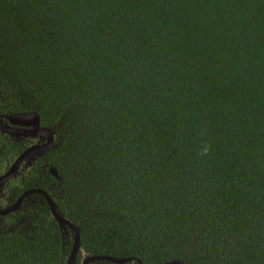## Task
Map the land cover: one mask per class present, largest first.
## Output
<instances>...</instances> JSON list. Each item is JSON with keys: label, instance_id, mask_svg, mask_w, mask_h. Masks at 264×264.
<instances>
[{"label": "trees", "instance_id": "1", "mask_svg": "<svg viewBox=\"0 0 264 264\" xmlns=\"http://www.w3.org/2000/svg\"><path fill=\"white\" fill-rule=\"evenodd\" d=\"M29 111L54 143L0 208L45 191L75 264H264V0H0V115ZM33 141L0 133V175ZM73 242L40 193L0 217V264Z\"/></svg>", "mask_w": 264, "mask_h": 264}, {"label": "water", "instance_id": "2", "mask_svg": "<svg viewBox=\"0 0 264 264\" xmlns=\"http://www.w3.org/2000/svg\"><path fill=\"white\" fill-rule=\"evenodd\" d=\"M0 133L7 135L12 139L30 138L37 139L39 143L31 144L25 148L11 163L9 168L0 175V188L5 186L20 169L30 167L33 163L42 158L52 147L54 143V132L51 128L42 127L40 124V117L36 111H29L23 113H11L0 115ZM42 141V142H41ZM41 142V143H40ZM49 172L59 179L57 172L53 168L48 169ZM40 193L46 200L50 209L52 217L57 221L61 229L68 228L74 234V242L70 255L67 258L66 264H75V258L80 250L79 231L72 225V223L64 219L57 211L56 205L51 197L42 190H28L12 205L0 209V217L9 215L18 209L23 198L31 193ZM96 261H108L115 264H125L133 261V259H118L103 255L86 256L81 264H92ZM139 263V262H138ZM164 264H184L181 261H171Z\"/></svg>", "mask_w": 264, "mask_h": 264}, {"label": "rangeland", "instance_id": "3", "mask_svg": "<svg viewBox=\"0 0 264 264\" xmlns=\"http://www.w3.org/2000/svg\"><path fill=\"white\" fill-rule=\"evenodd\" d=\"M13 161H14V160H12V162H13ZM12 162H11V163H12ZM10 165H11V164H10ZM10 165H9V166H10ZM8 168H9V167H8ZM8 168H7V169H8ZM6 185H8V184H6ZM6 185L0 188V196H1V197L3 196V192H4L5 188H6ZM3 188H4V189H3ZM2 189H3V190H2ZM4 208H5V207H4ZM0 209H2V208H0Z\"/></svg>", "mask_w": 264, "mask_h": 264}, {"label": "flooded vegetation", "instance_id": "4", "mask_svg": "<svg viewBox=\"0 0 264 264\" xmlns=\"http://www.w3.org/2000/svg\"><path fill=\"white\" fill-rule=\"evenodd\" d=\"M32 140H34V141H33L34 143H32V144L39 143V140H37V139H32ZM41 142H42V141H41ZM41 142H40V143H41Z\"/></svg>", "mask_w": 264, "mask_h": 264}]
</instances>
